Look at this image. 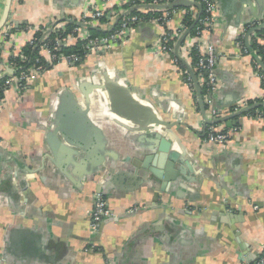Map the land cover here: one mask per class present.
Listing matches in <instances>:
<instances>
[{
    "label": "crops",
    "instance_id": "crops-1",
    "mask_svg": "<svg viewBox=\"0 0 264 264\" xmlns=\"http://www.w3.org/2000/svg\"><path fill=\"white\" fill-rule=\"evenodd\" d=\"M214 1L219 10L212 30L195 42L213 44L218 55L212 104L224 117L237 105L264 99L250 57L238 45L246 25L264 21V0ZM130 2L12 0L7 22L14 30L5 36L0 30V75L38 27L78 21L96 9L107 12ZM4 5L0 0V19ZM184 9L177 8L169 30H177L184 15H197L196 8L186 14ZM91 25L101 30L110 26ZM162 33L156 25L141 23L121 45L89 53L77 66L53 65L21 94L15 88L4 92L0 264L257 260L264 248V123L233 117L216 127L238 126L227 143H206L198 101L172 58L156 50ZM260 43L264 46V40ZM41 55L50 61L47 50ZM67 93L93 128L94 136L83 147L54 133L58 127L78 132V114L64 101ZM152 121L173 127L146 126ZM153 133L167 139L174 153L167 181L157 175H166L165 161L151 150ZM97 192L112 217L92 233L90 211Z\"/></svg>",
    "mask_w": 264,
    "mask_h": 264
},
{
    "label": "built area",
    "instance_id": "built-area-1",
    "mask_svg": "<svg viewBox=\"0 0 264 264\" xmlns=\"http://www.w3.org/2000/svg\"><path fill=\"white\" fill-rule=\"evenodd\" d=\"M138 1L141 4L134 5L133 8L141 12H142V9H139L137 7L144 6V5L156 6V5L162 4L160 3L161 0H151L149 4H145V0H138ZM188 1L197 3L198 5H200L201 11L199 13V11L197 10V15H191L192 21L194 22L193 25L195 26L197 24V26L195 27V34L190 37L188 36V34L186 35V37L184 38L179 48V53L180 52L183 53V55L186 58L185 60L183 59V61L186 63V65L190 66L191 68V65H189L190 63L189 56H190L191 50H195L197 52V56H198L197 63L194 69L191 68V70H192L193 75L195 71L198 72L197 77L195 75L194 77L197 81V84L200 90L202 91V87L205 88V93L204 95H202V99H203L204 105L206 104L208 106L207 108L209 112V116L207 115L208 118L213 120V119L222 117L221 112L216 110L212 104V95L217 91V88H218L217 79H216V75L214 72L216 63L218 61V55L215 51L213 44L211 43L199 44V43H196L195 41L198 40L202 35L209 33L212 30V27L214 25V22L216 21V17L218 15L219 9H218L217 3L214 0H188ZM163 4H166V3H163ZM194 8L195 7L193 6H189L188 10L192 11L194 10ZM148 10L160 11L159 9H148ZM188 10L184 9V13L185 14L188 13L187 12ZM104 13L105 12H103L102 10L96 9L90 13H86V15H83V17L80 20L76 21L77 23L79 22L81 26L75 27L73 31L71 32V34L68 35L66 38L62 40H56L54 44L55 47L58 48V46H71V45H74L76 41L80 40V41L86 42L85 47L89 51V53L96 52V51H103L114 45H121L122 43H124L129 35L130 30L141 23H150V24L160 27L163 30L164 26L165 27L167 26V23L169 22L170 18L176 13V11L163 12L161 16L152 17L148 20L142 18L141 16H136V15L130 16L129 15L130 12H128L127 10L120 11L119 12L120 14L113 12V11H109L110 22L113 23L115 18H118L119 16L121 17L119 20V27L114 31L112 28H110L109 30L110 34L107 36L91 38L88 33V26H92L91 24L98 23V19L103 17ZM201 14H203L202 17H200ZM254 24L255 23H251V25H254ZM64 26H65V22H55L54 24L50 26H44V29H43L44 35L42 36L40 41L42 42L46 41L47 35L50 31L63 30ZM245 27L242 33L243 38L249 30L255 28L253 27L246 32ZM10 29H11V26L9 25V23H7L2 31L4 36L7 35ZM188 30L189 28L184 24V22H181L178 29L174 30L173 33L168 32V31L166 32L163 30V33L160 38V43L156 47L157 52L160 55L172 54L177 40ZM188 38H189V41H191L190 44H189V41H187ZM248 43H249V38H248ZM238 45L240 47L239 43ZM55 47H54V50H55ZM44 49L49 52L51 56L50 61H52L55 58L58 60L57 64L66 63L69 66H73L74 63L78 60V58L75 55L56 56L47 48H44ZM187 60L189 61L188 63H187ZM177 61L179 60L176 57L174 59L172 58V62L178 66ZM256 65L259 67L258 64ZM8 66H9V69L14 70L13 66L11 65H8ZM184 67H185V74L187 75L186 85L188 89L190 90L191 94L194 97H196V92H195L192 79L185 65ZM41 71H42L41 66L32 67L29 70L28 74L22 73L18 77L8 78L4 82L5 92L6 90L10 88H15L18 91V93L20 94L23 93L26 90L28 83L31 80L35 79L39 74H41ZM256 75L259 77V79H261V77L257 73ZM196 100L198 101L197 97H196ZM248 105L249 104H246V105L240 104V105L233 107L229 111L231 114H234ZM1 108H2V100H0V109ZM258 109H255L256 112L252 116L247 115L248 112L241 116H245L253 121H260L264 123V112L259 111ZM216 127L217 126L215 125H207L204 130L205 131V142L211 145H215V146L223 145L227 143L230 139L232 131L239 129V128H235L233 130L224 131V129L219 130ZM110 217H112V214L107 207V202H106L105 197L100 192L95 193L93 196V207L90 211V231L92 233L97 232L98 227L100 226L101 222L104 219L110 218ZM252 264H264V259L259 258L253 261Z\"/></svg>",
    "mask_w": 264,
    "mask_h": 264
},
{
    "label": "trees",
    "instance_id": "trees-1",
    "mask_svg": "<svg viewBox=\"0 0 264 264\" xmlns=\"http://www.w3.org/2000/svg\"><path fill=\"white\" fill-rule=\"evenodd\" d=\"M151 0H145V4H149ZM171 1V0H170ZM173 2L175 0H172ZM160 3H165L163 0L160 1ZM141 4L138 0H132V2H130L129 4L122 6V7H116L113 10V12H116L118 14H120V10H127L129 11L130 9H132L134 7V5H139ZM186 10H188V8H185ZM177 9H167V10H148L143 13L141 11H131L129 13L130 16H141L142 18L148 20L152 17H158L161 16V14L163 12H172V11H176ZM110 13L109 11L104 13V16L101 17L100 19H98V24H106V25H110ZM203 14L200 15V17H202ZM120 17V16H119ZM118 17V18H119ZM118 18H115L118 19ZM121 18V17H120ZM114 20V22H115ZM65 22V26L63 30H52L48 33L47 35V39L46 41L42 42L40 41V39L42 38L43 34V29L44 26H40L38 27L37 31L34 32V35L32 37V40L30 42H27L20 50L17 54L12 55L9 59H8V64L14 67L13 74L11 76L8 75H0V100H3L4 97V82L11 77H18L20 74L25 73L28 74L29 70L32 67H38L41 66L42 67V71L41 73L45 72L46 70L50 69L53 65H57L58 60L55 58L52 61L48 62L46 61L42 55H41V50L44 48H47L48 50H50L53 54H55L56 56H71V55H75L78 60L74 63L73 66H77L80 62L84 61V59L86 58V56L89 54V51L86 49L85 45L86 42L85 41H76L74 45L71 46H58V48L55 47V42L56 40H62L64 38H66L68 35L71 34V32L73 31V29L75 27H79L81 26L79 24V22L77 23L74 20H67L64 21ZM114 22L106 29L101 30H95L92 29L91 26H88V33L89 36L91 38H95V37H104L110 34V28H112V26L114 25ZM182 22H184V24L189 28V33L188 36H193L195 34V27L197 26V24L194 26L193 25V21H192V16L190 14H186L184 15ZM264 22V21H262ZM261 21L259 22H254V25H246V32L253 28L256 27L257 25L262 23ZM119 27V21L117 22L116 25H114V27L112 28L113 31L116 30ZM13 28H11L9 31L13 32ZM164 31H168V32H172V30H169L167 28V26L163 28ZM8 31V32H9ZM8 34V33H7ZM261 40H264V28L257 30L255 32H252L249 36V46L248 48L245 47L244 45V38L242 37V35L240 36L238 43L240 44V49L243 55L245 56H249L250 57V63L254 69V72L257 73L260 77H261V86L264 89V75L262 70L256 65L257 64V60L261 61L262 64L264 65V46L260 43ZM47 42V43H46ZM46 43V45H45ZM55 47V50H54ZM171 58H175L173 53L169 55ZM197 52L195 50H191L189 59H190V65L191 68L194 69L196 63H197ZM178 64V68L180 70V73L182 75V79L184 80V82L186 83V78L187 75L185 74V67L184 65L177 61ZM198 72L195 71L194 75L197 77ZM205 93V88L202 87V91H201V95H204ZM194 100L196 101V97H194ZM249 104H252V102H249ZM205 109H207V105H204ZM197 108H199L197 106ZM259 111H263L264 112V108H259ZM256 111H250L247 113V115H254ZM220 125V124H217ZM215 125V126H217ZM238 128V126H234L231 128H224V131L227 130H232V129ZM201 137L202 139L205 141V131L204 134L201 133ZM263 258L264 259V248L261 251V253L258 255V258Z\"/></svg>",
    "mask_w": 264,
    "mask_h": 264
},
{
    "label": "water",
    "instance_id": "water-1",
    "mask_svg": "<svg viewBox=\"0 0 264 264\" xmlns=\"http://www.w3.org/2000/svg\"><path fill=\"white\" fill-rule=\"evenodd\" d=\"M11 2L12 0H5V5H4V9H3V12H2V16H1V19H0V30L2 28L5 27V25L8 23V16H9V13H10V6H11ZM189 6H193L195 7L196 9H198L199 13L201 11V7L200 5H198L197 3H193V2H190L188 0H175L174 2L172 3H169V4H160V5H156V6H150V5H144V6H140V7H137L139 9H159V10H167V9H176V8H186V7H189ZM134 10H137L135 8L133 9H130L128 12H131V11H134ZM198 13V14H199ZM120 20V17L118 19L115 20L114 22V25L117 24V22ZM114 25L112 26V28L114 27ZM264 28V22H262L261 24H259L258 26H256L255 28L249 30L245 36H244V43H245V46L248 48L249 44H248V38L250 36V34L252 32H255L257 30H260V29H263ZM92 29H95V30H99L100 29H97V28H93ZM189 33V30L186 31L176 42L175 46H174V51H173V55L174 57H176L180 62H182L188 72H189V75L192 79V82H193V85H194V88H195V92H196V97L198 99V105L200 107V111H201V116H202V119H203V124H204V127L202 129V134H204V130H205V127L207 125H217V124H223V123H226L227 121H229L231 118H235V117H239L251 110H255V109H258V108H264V99L260 102H257V103H252L251 105H248L246 107H244L243 109H241L240 111H238L237 113H234V114H231L229 116H224V117H220V118H216V119H209L208 116L206 115V109H205V106H204V102H203V99H202V95H201V90L197 84V81L192 73V70L190 68V66L186 65V63L183 61V59L180 57L179 55V48L184 40V38L186 37V35ZM257 64L259 65L260 69L262 70V72L264 73V65L262 64L261 61L257 60ZM13 74V71L9 68H7L5 70V73L4 75H8V76H11ZM99 89H105L108 93H110V88H108L107 86H99L97 87ZM86 93V92H85ZM72 95L67 93L66 94V97H65V104H69L71 106L70 109H72L73 112L77 113L78 114V118L76 119V122L78 123V132L75 131V130H70V129H60L59 127L55 129L54 133L56 132H60V134L62 135L63 139L65 141H67L69 144H73L74 142L75 143H78L80 145H86V142L89 140V136L92 134L94 136V133H93V128L91 127L88 119L85 117V114L84 112L85 111H82V110H79L77 109L76 107V103L73 102L72 100ZM131 107V105H129V108ZM133 108V107H132ZM134 111V108L132 109ZM136 113H141L143 114L142 110L139 109V108H136V110L134 111ZM135 117V116H134ZM135 119L138 120L137 117H135ZM149 125H155L156 127H160L163 131H169L173 126L171 124H167V123H164V122H160V121H152L150 122L149 124H147L146 126H149ZM85 127L86 129L88 130V134L86 133L87 137L85 136ZM91 132V133H90ZM153 138H152V148L151 150L152 151H156L158 154H160V156L163 158L164 157V168H165V173L166 175L165 176H161L160 174H157L159 175V177L161 179H163L164 181H167L169 180L170 178L167 176V172L172 169H173V163H174V153L173 151H171V144L170 142L165 139L164 137H162L160 134L158 133H153L151 135ZM154 161L157 160V157L155 156L153 158ZM100 227H98V231H99Z\"/></svg>",
    "mask_w": 264,
    "mask_h": 264
}]
</instances>
